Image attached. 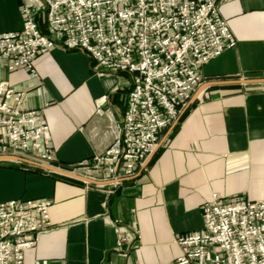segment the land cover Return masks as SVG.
Wrapping results in <instances>:
<instances>
[{
    "label": "crops",
    "instance_id": "crops-1",
    "mask_svg": "<svg viewBox=\"0 0 264 264\" xmlns=\"http://www.w3.org/2000/svg\"><path fill=\"white\" fill-rule=\"evenodd\" d=\"M38 3L0 0V32L20 30L22 6ZM220 14L235 45L201 67L202 83L264 76V0H225ZM33 65L35 76L8 70L0 58V79L24 91L25 107L43 109L54 164L73 170L112 144L133 78L99 76L85 51L60 46ZM168 134L141 173L144 161L135 177L113 183L0 159V201H52L50 225L23 264H166L182 252L178 236L203 228V202L264 200V83L203 88ZM122 230L132 240L119 247Z\"/></svg>",
    "mask_w": 264,
    "mask_h": 264
},
{
    "label": "built area",
    "instance_id": "built-area-1",
    "mask_svg": "<svg viewBox=\"0 0 264 264\" xmlns=\"http://www.w3.org/2000/svg\"><path fill=\"white\" fill-rule=\"evenodd\" d=\"M224 1L39 0L22 6L20 30L0 32V58L8 70L35 76L36 57L60 46L85 51L99 76L130 73L128 107L112 144L73 169L96 179L128 177L202 83L201 67L235 45L220 14ZM23 94L0 79V155L54 164L43 109L25 107ZM51 204L0 201V264H23L50 225ZM200 207L203 228L178 236L182 252L166 264H264V200L216 196ZM117 239L119 247L132 240L124 230Z\"/></svg>",
    "mask_w": 264,
    "mask_h": 264
},
{
    "label": "water",
    "instance_id": "water-1",
    "mask_svg": "<svg viewBox=\"0 0 264 264\" xmlns=\"http://www.w3.org/2000/svg\"><path fill=\"white\" fill-rule=\"evenodd\" d=\"M228 83H234V84H257V83H264V76H257V77H242L239 79H227V80H213L210 82H204L202 84H200L196 90V92L191 96V98L186 102V106L184 107L183 111L179 114V116L176 118V120L174 121V123L170 126V129L166 132V135L160 140V142H158V144L156 145L155 150L150 153L148 155V157L144 160L143 164H142V168L139 171V173L142 172V170L148 165L149 161L152 159V157L154 156V154L156 153V151L158 150L157 148L162 144V142L167 138V136L169 135L168 133L170 132V130L174 127V125L180 120V117L184 114L185 110L191 105V103L195 100V98L198 96L199 92L208 86H211L213 84H228ZM0 159H4V160H14L16 162H20L23 164H29L31 166L37 167V168H42L48 172L51 173H58L61 175H64L66 177H71L80 181H87L89 183H93V184H106V183H113V181H124V180H128V178H133L135 177L137 174H133V175H129L128 177H119V178H113V179H96L93 178L91 176H88L86 174H81L78 172H75L73 170H67L64 169L62 167H59L57 165H53V164H48L45 163L43 161H38L35 159H32L28 156H21V155H17V154H10V155H0Z\"/></svg>",
    "mask_w": 264,
    "mask_h": 264
},
{
    "label": "rangeland",
    "instance_id": "rangeland-1",
    "mask_svg": "<svg viewBox=\"0 0 264 264\" xmlns=\"http://www.w3.org/2000/svg\"><path fill=\"white\" fill-rule=\"evenodd\" d=\"M53 152H54V147H53ZM56 159V158H55ZM78 165V164H77ZM77 165H75V167L77 166ZM134 239V238H133Z\"/></svg>",
    "mask_w": 264,
    "mask_h": 264
},
{
    "label": "trees",
    "instance_id": "trees-1",
    "mask_svg": "<svg viewBox=\"0 0 264 264\" xmlns=\"http://www.w3.org/2000/svg\"><path fill=\"white\" fill-rule=\"evenodd\" d=\"M66 178H68V177H66ZM70 178V177H69ZM71 179H73V178H71ZM78 181V180H77Z\"/></svg>",
    "mask_w": 264,
    "mask_h": 264
}]
</instances>
